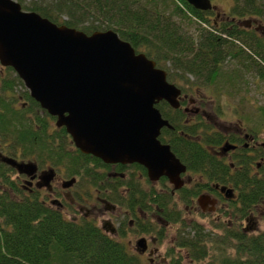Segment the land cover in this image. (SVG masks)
Wrapping results in <instances>:
<instances>
[{"label":"trees","instance_id":"obj_1","mask_svg":"<svg viewBox=\"0 0 264 264\" xmlns=\"http://www.w3.org/2000/svg\"><path fill=\"white\" fill-rule=\"evenodd\" d=\"M15 1L25 11L36 12L58 26L65 25L88 35L115 31L137 53L146 54L167 71L168 81L180 87H193L188 75L197 78L206 73L201 76H207V80L214 73L212 80H216L218 74L224 77L229 73L234 77L241 73V78H245L256 67L264 82V31L261 35L256 29L241 25L253 21L264 29V0H231L230 11L219 20L216 11L197 10L186 0ZM211 1L214 5L216 0ZM177 18L188 25L195 24V34L185 36L182 25L174 20ZM225 62L230 72L224 71L225 67L221 71L220 65ZM5 71V76L0 74V147L7 151L6 157L30 158L29 161L43 165L65 167L71 176L80 174L85 164L89 168L106 166L78 149L71 151L66 129L56 127V118L44 111L28 90L17 94V89L24 87L23 81L12 68ZM180 80L184 82L182 86ZM223 89L217 88L221 92ZM156 107L174 128L179 127L180 110L165 102ZM262 117L264 127V113ZM161 139L165 141V133ZM13 171L0 161V264H137L122 245L104 237L100 239L95 228L75 227L37 200L17 199ZM202 171L209 174L208 168H200ZM87 174L93 173L88 170ZM237 184L243 205L237 211L233 207L227 215L239 222L249 213L247 209L264 208V177L258 180L247 176L246 182ZM156 195L152 189L151 201L161 204ZM234 226L238 227H220L221 235L197 226L193 237L179 239V247L186 249L195 263L264 264V231L244 233L240 225Z\"/></svg>","mask_w":264,"mask_h":264},{"label":"flooded vegetation","instance_id":"obj_2","mask_svg":"<svg viewBox=\"0 0 264 264\" xmlns=\"http://www.w3.org/2000/svg\"><path fill=\"white\" fill-rule=\"evenodd\" d=\"M249 22L241 25L246 29H256L263 35L261 27L253 21ZM215 23L218 24L217 21ZM167 66H171L170 61ZM220 67L221 71L225 67L224 71L230 72L226 62ZM3 70L5 68L1 67V75H4ZM256 72L257 67L245 78H241V73H236L234 77L229 73H225L224 77L218 74L216 80H212L214 73L207 80V76H201L206 73L199 74L197 78L188 75L193 87H183L181 80L179 84L182 87L176 85L181 90L180 108L176 109L181 111L177 119L179 127L174 128L163 116L172 128H164L159 140L170 146L171 152L185 167L180 174L183 182L181 188L176 189L166 176L156 182L151 181L147 169L136 163L103 162L106 166L102 168H89L85 164L80 174L71 176L65 167L57 168L32 161L38 168L34 178L13 168L18 189L16 198L42 202L75 227L95 228L100 239L104 237L116 245H122L137 264H158L157 260L162 258L160 248L171 239L168 229L171 225L176 228L178 236L176 239L174 236L170 242L175 259L172 256L169 260L163 258L167 264H183V252H187L191 258L186 249L179 247V239L193 237L197 226L211 234L221 235L220 227L226 225L234 228L238 224L244 233H251L250 223L255 224L251 222L252 219L260 215L264 218V208L256 206L255 209H244L249 213L239 222L238 218L226 212H231L233 207L235 210L241 209L243 205L237 183L246 182L247 176L258 180L264 177L263 111L261 106L247 109V98L241 96L244 94L243 87L248 85L245 80L248 76H255L257 88L262 85L263 80ZM200 87L206 88L209 94L195 98ZM218 87H223V91H218ZM163 133L165 141L161 139ZM68 137L69 148L74 152L77 148L69 134ZM227 147L229 150H225ZM200 168H208L209 174L200 172ZM88 170L93 174L88 175ZM52 171L54 176L49 183L47 176ZM152 189L162 200L161 204L151 201L149 195ZM219 204L226 209L223 213L219 210V213L228 216L227 221L218 214ZM197 215L207 220L213 219L215 225L209 229L200 225ZM134 240L136 245L133 244ZM166 251L168 253L169 249Z\"/></svg>","mask_w":264,"mask_h":264},{"label":"water","instance_id":"obj_3","mask_svg":"<svg viewBox=\"0 0 264 264\" xmlns=\"http://www.w3.org/2000/svg\"><path fill=\"white\" fill-rule=\"evenodd\" d=\"M186 2L200 11L216 10L211 0ZM0 64L15 71L81 153L105 164L136 163L153 182L166 176L176 189L183 186L185 167L159 140L172 126L156 107L165 101L179 109L181 90L118 33L88 35L25 11L15 0H0ZM0 161L32 178L37 174L32 161L2 154ZM53 176L54 171L47 182Z\"/></svg>","mask_w":264,"mask_h":264},{"label":"rangeland","instance_id":"obj_4","mask_svg":"<svg viewBox=\"0 0 264 264\" xmlns=\"http://www.w3.org/2000/svg\"><path fill=\"white\" fill-rule=\"evenodd\" d=\"M214 5H215V7L217 8V11H216V13H218V18H217V20H219L220 18H225V16H222L223 14H227L229 11H230V9H231V7H232V5H233V3H232V1L231 0H216L215 1V3H214ZM174 20H176L177 21V23L178 24H180V25H182V27H183V29H182V31H183V34H185V36H187V35H189V36H193L194 34H195V32H196V25L194 24V25H188V23L186 22V21H181L180 20V18H177V19H174ZM249 23H251V22H249ZM244 24V23H243ZM260 31L261 32H263L264 31V29L261 27V29H260ZM4 72V75H6L7 74V71H5V70H3ZM246 82H247V84L248 85H246V86H244L243 88H244V94H242L241 96L242 97H244V96H246V98H247V101H246V104H247V102H248V104H247V109H248V107L249 108H254V107H260L261 106V108H262V111H263V108H264V82H262V85H259V88H257V86H255V76L254 75H251V76H248L246 79ZM1 84V83H0ZM190 86V85H189ZM200 89H201V87H200ZM27 89H26V87H25V85H24V87H20V88H18L17 89V94L18 93H20V92H24V91H26ZM209 94V91H207V89L205 88V89H203V87H202V89L199 91V93L198 94H196V96H195V98L198 96V95H200V96H202V97H204L205 96V94ZM211 93H213L212 91H211ZM225 98V97H224ZM20 101V100H19ZM222 101H223V97H222ZM222 101H221V103H222ZM22 101H20L19 103H21ZM224 102H225V100H224ZM207 108V107H206ZM263 113H264V111H263ZM0 154H5L6 155V152L4 151V149H1V147H0ZM4 156V155H3ZM18 160H20V161H22V162H29V160H31L30 158L29 159H21V158H19ZM52 181V180H51ZM50 181V182H51ZM159 188V187H158ZM160 190V189H159ZM224 206H221L220 204L218 205V214L220 215V218H222V219H225L226 221L229 219V217L227 216H225L224 214H221V213H223L226 209L225 208H223ZM219 210H221L220 212L221 213H219ZM226 213H228V212H226ZM218 215V216H219ZM201 215H197V217H198V219H197V222L200 224V225H204L205 227H207L208 229L209 228H211L213 225H215L214 224V222H212L213 221V219H212V221L211 220H207V219H204V218H202V217H200ZM217 216V217H218ZM213 218V217H212ZM251 222H254L255 224H251L250 223V226H251V230H250V232L251 233H253V232H256V233H259V232H262V231H264V218L260 215V216H258L257 218H255V219H252V221ZM247 224H249V223H247ZM168 229H169V234H170V236H171V239L169 238V240L167 241V243L166 244H164L161 248H160V250H161V255H162V258L161 259H158L157 260V262H158V264H167L164 260H163V258H171V256H172V258H174L175 259V257H174V249H173V246L171 247L170 246V242L171 241H173V238H174V236H175V239H176V237L178 236V233L175 231V227L174 226H172L171 225V227H168ZM171 229H173L172 231H170ZM253 231V232H252ZM220 233V232H219ZM135 240L133 241V244L134 245H136L135 244ZM169 249V251H168V253H167V251L166 250H168ZM166 253H167V256H166ZM182 257H183V264H206V261L205 262H200V263H194V262H192V260H191V258H190V256H189V254L187 253V252H183V254L181 255ZM169 260V259H168ZM181 261H182V258H181ZM170 262V261H169ZM174 263V262H173Z\"/></svg>","mask_w":264,"mask_h":264}]
</instances>
